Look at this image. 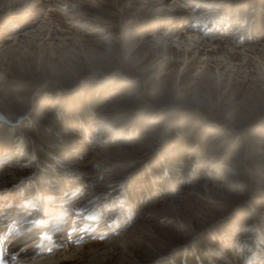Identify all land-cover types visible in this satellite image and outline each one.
<instances>
[{
    "label": "rangeland",
    "instance_id": "rangeland-1",
    "mask_svg": "<svg viewBox=\"0 0 264 264\" xmlns=\"http://www.w3.org/2000/svg\"><path fill=\"white\" fill-rule=\"evenodd\" d=\"M92 99L103 108L81 116ZM48 108L73 115L72 129L55 125L69 172L43 194L26 139L0 150V222L15 221L0 241H20L0 243L4 264H138L219 226L208 261L236 249L264 264V174L239 179L254 153L264 163V0H0V123L19 128ZM170 129L181 146H164ZM141 170L152 185L133 187V208L123 196ZM166 176L178 184L155 185ZM29 219L56 231L19 227ZM36 238L47 240L30 254Z\"/></svg>",
    "mask_w": 264,
    "mask_h": 264
},
{
    "label": "trees",
    "instance_id": "trees-1",
    "mask_svg": "<svg viewBox=\"0 0 264 264\" xmlns=\"http://www.w3.org/2000/svg\"><path fill=\"white\" fill-rule=\"evenodd\" d=\"M48 89L49 90L45 91L46 94L52 91L51 88ZM79 107L81 110V116L90 115L92 111H98L99 109L103 108V106H101L100 103L95 99H92V103L88 105H86L85 102L82 101L79 104ZM44 116H47L51 120L49 121L43 119ZM6 117L8 118L9 116L7 115ZM72 117L73 115L71 114H63L61 117L58 111L55 110V108H48L42 110L41 114L32 112L29 115L28 120L23 121L19 128L14 129L4 123H0V150L8 148L9 146L13 147L15 138L17 139L20 136L23 139H26L27 142L25 143V145L28 147V150H31L32 153L36 155V157L41 159V171H38V173H36L35 177L32 180V185L36 188H39L43 194L47 193L48 191H52L48 184L51 176L52 178H55L57 174H61L62 176L63 174L69 172L68 169L64 170V168H60V166L58 167L57 165L59 163H56V158L64 160L65 156L68 155L70 148H68L67 146L70 144L69 141L66 142L67 137H58V131H60V128H57L55 125L62 124L65 128L67 127L72 129V121H70L72 120ZM137 129L139 133L142 132V129ZM18 132H21L22 135L18 134ZM177 137L178 136H175L173 129H170L167 135L164 137V146L168 147L172 144L174 148L178 147V145L181 146L182 142ZM184 146L186 147L188 145L185 144ZM255 149L256 147H252L251 153L255 152ZM181 157L183 156L176 157V159H179ZM257 158V155L254 153L247 163L248 169L242 170L240 172L241 174L239 179L245 187L253 185V180H255L254 176H256V173L262 172L264 174V163ZM182 159L185 161L188 160L187 156H184ZM173 163L174 164H172V167L179 168L178 165H175L176 162ZM193 168V166H189V169ZM74 170L71 169L70 173L76 174L77 172H74ZM251 171L254 172V176L250 174ZM153 173H155V175L157 174L156 171H154ZM193 174L194 179L197 180L198 183L205 182L202 178L203 171L201 168L198 167L197 170H194ZM180 175L182 177L181 181L187 179V173L185 171H180ZM149 177L150 176H148L142 170L138 173L136 172L133 177H131L130 184L127 185L128 189L126 190V193L123 197H126L128 198V200H130L129 203H131V205H134L133 208H136L137 205L141 206V202L143 201L141 200L140 195L133 194L135 193L134 186L141 183H145L147 184V186L152 185ZM157 180V183H155L156 181L154 182L155 185H158L159 187L162 186L164 190H168V187H171L176 183L178 184L179 182L176 179V176H166L163 180ZM151 188H153V186H151ZM226 231L227 230H225L223 226H219L210 233L208 232L209 234L207 236H201L196 239L195 243L189 246L188 249H178L168 254L166 258L160 260L154 259L151 261H147L145 260V256L142 257L139 254H135V257L139 261L138 264H243V259L246 256V251L241 250L240 252H237L236 249H230L229 255L225 258L220 259V261L218 259H215L214 257L212 259V262L208 261V254L213 253L219 248L217 239L212 238V236H218L220 234L226 233Z\"/></svg>",
    "mask_w": 264,
    "mask_h": 264
},
{
    "label": "bare ground",
    "instance_id": "bare-ground-1",
    "mask_svg": "<svg viewBox=\"0 0 264 264\" xmlns=\"http://www.w3.org/2000/svg\"><path fill=\"white\" fill-rule=\"evenodd\" d=\"M53 195V194H52ZM57 212V211H56ZM11 214V213H10ZM17 215H16V213H13V215H10V217H16ZM15 219V218H14ZM14 222L15 221H9V223L10 224H8V221L7 222H4V226L5 225H11V224H13L14 225ZM23 225H26V226H24V227H27L28 229V231H29V229L31 228V226H37V224H38V221H36V220H34V219H29V220H26L25 222H21ZM37 223V224H36ZM2 224H1V222H0V228H4V226H2ZM16 225V224H15ZM9 226L8 227H6L5 229V231L6 232H4V234L5 233H7V232H9V233H11L10 231H12L11 229L9 230ZM20 227V226H19ZM18 229H20V228H18ZM33 235V232H31L30 234H28L27 236H26V240H27V238H31L32 236H30V235ZM48 234H50V233H44V234H41V235H39V237L40 236H47ZM15 236H16V233L14 234ZM14 235H11V236H9V234H5L4 235V239H3V245H4V242H6L7 240L6 239H9L8 241H7V243H5V246L7 247V246H17V243H19L20 241H17V242H15V240L14 239H12V238H15V236ZM36 235V234H35ZM34 235V236H35ZM9 236V237H8ZM11 237V238H10ZM42 238V237H41ZM24 240V239H23ZM45 240H47V239H44L43 241H45ZM56 240H58V239H56ZM42 241V239H38V238H36V239H34L33 241H31L30 243H27V244H24V246H28V247H26V249L28 250V253H30V254H34V252L32 251V246H36L37 244H39L40 245V243L41 242H43ZM23 242V241H22ZM55 243V242H54ZM1 253V252H0ZM20 256H26L24 253H22Z\"/></svg>",
    "mask_w": 264,
    "mask_h": 264
},
{
    "label": "snow or ice",
    "instance_id": "snow-or-ice-1",
    "mask_svg": "<svg viewBox=\"0 0 264 264\" xmlns=\"http://www.w3.org/2000/svg\"><path fill=\"white\" fill-rule=\"evenodd\" d=\"M90 219L95 220L97 218L93 216V217H90ZM24 226H26V225H20V227H24ZM75 230H76L75 228L72 229V231H75ZM85 230H87V229H85ZM101 238H103V237H101ZM0 243H3V241H0ZM36 247L39 248V247H41V245L37 244ZM0 264H4L3 258H0Z\"/></svg>",
    "mask_w": 264,
    "mask_h": 264
}]
</instances>
